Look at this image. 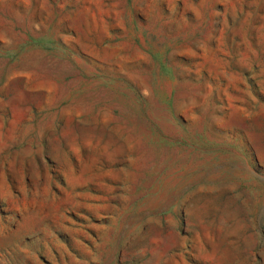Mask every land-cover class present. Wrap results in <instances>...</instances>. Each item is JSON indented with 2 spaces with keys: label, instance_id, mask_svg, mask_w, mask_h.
I'll use <instances>...</instances> for the list:
<instances>
[{
  "label": "rangeland",
  "instance_id": "rangeland-1",
  "mask_svg": "<svg viewBox=\"0 0 264 264\" xmlns=\"http://www.w3.org/2000/svg\"><path fill=\"white\" fill-rule=\"evenodd\" d=\"M0 264H264V0H0Z\"/></svg>",
  "mask_w": 264,
  "mask_h": 264
}]
</instances>
